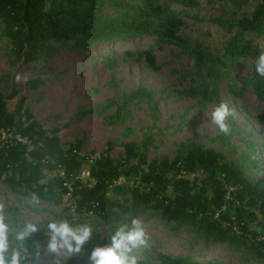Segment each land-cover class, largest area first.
Instances as JSON below:
<instances>
[{"label": "trees", "instance_id": "16d2710c", "mask_svg": "<svg viewBox=\"0 0 264 264\" xmlns=\"http://www.w3.org/2000/svg\"><path fill=\"white\" fill-rule=\"evenodd\" d=\"M133 1L112 0L109 5L114 13L103 14L104 0H0V36L9 46L12 64L32 62L52 44L90 49L94 43L148 36L156 45L180 48L192 60L194 70L178 76L181 84L189 85L175 90L177 94L211 102L217 97V85L227 80V90L233 96L240 97L250 88L264 103V77L253 71L238 86L231 76L240 63L263 53L252 40L264 35V0H206L229 16L208 19L223 33L214 52L179 35L185 19H199L200 0ZM124 54L132 55L129 51ZM135 59H142L150 70L157 69L148 48L136 50ZM14 95V91L0 93V132L27 143L0 139V184L28 203L58 206L65 202L49 222L91 227L92 236L78 254L90 255L96 247L111 245L101 227L114 233L121 225L131 228V219L150 210L171 230L184 228L205 245L241 249L255 263L264 264V183L248 180L241 166L189 140L176 145L171 159L162 156L148 161L147 152L153 145L150 137L139 144H117L122 149L117 159L109 156L116 145L108 142L104 153L91 159L79 154L78 140L60 145L56 130L44 131L21 99L19 108L9 112L6 99ZM139 98L150 101L152 94L138 88L119 108L126 109ZM224 139L217 138L220 144ZM43 241H48L47 226L24 241L18 240L21 264H30L26 248ZM137 264L209 263L156 252L154 259L145 255Z\"/></svg>", "mask_w": 264, "mask_h": 264}, {"label": "rangeland", "instance_id": "374dc122", "mask_svg": "<svg viewBox=\"0 0 264 264\" xmlns=\"http://www.w3.org/2000/svg\"><path fill=\"white\" fill-rule=\"evenodd\" d=\"M134 4L133 0H123ZM103 14H113L104 0ZM199 19H185L179 35L192 42L201 43L217 51L223 33L209 18H228L219 5L200 0ZM264 53V35L254 38ZM150 49L155 57L156 70L135 59V51ZM129 51L132 55H125ZM9 46L0 36V93L15 95L6 99L9 112L23 106L32 114L44 131L55 129L60 145L79 141L78 152L96 159L103 154L106 144L116 146L109 156L117 159L122 153L119 143L139 144L151 138L147 152L148 161L174 154L178 143L189 140L204 148L223 154L227 160L244 169L245 177L264 183V103L259 102L252 89L247 88L240 97L233 96L226 82L217 85V97L204 103L175 92L187 87L178 76L182 71H193V62L182 50L171 44L156 45L152 38L114 41L109 44L94 43L90 49H71L52 44L49 50L29 63L11 62ZM108 59L113 63L108 64ZM256 58L250 57L231 73L239 86L246 75L255 71ZM144 88L152 94L150 101L137 99L126 109L119 108L132 91ZM111 101L114 102L110 103ZM227 103L232 115L227 119L228 131L221 132L211 120V112L220 103ZM214 138L215 141L210 139ZM217 138H225L220 144ZM66 205V203L64 202ZM63 205L28 203L15 197L0 184V215L8 228L9 249L6 255L17 252V233L27 224H34L37 231L46 229L47 222L62 211ZM142 222L146 243L134 248L130 256L154 259L156 252L182 255L209 264H260L254 259L224 244L205 245L202 239L186 229L171 230L147 210L136 215ZM105 240L111 243L112 230L100 228ZM48 241L26 248L30 264L54 261L64 264H90L88 254L66 252L49 253ZM26 246V245H25ZM15 248V250H14Z\"/></svg>", "mask_w": 264, "mask_h": 264}, {"label": "clouds", "instance_id": "9594fccd", "mask_svg": "<svg viewBox=\"0 0 264 264\" xmlns=\"http://www.w3.org/2000/svg\"><path fill=\"white\" fill-rule=\"evenodd\" d=\"M256 73L264 77V53H260L255 61ZM232 115L227 103H220L211 112L212 122L218 126L221 132H227V119ZM48 227L47 251L59 253L61 251L71 255L80 253L84 245L92 236V229L89 225L71 226L67 221L59 223L51 221ZM37 232L34 224H27L22 231L17 233V239L24 241ZM146 243V234L142 222L131 219V228L121 225L111 236V245L96 247L89 256L90 264H137L135 256H130L134 248ZM9 249L8 228L0 215V264H21L20 252H14L10 258L6 255Z\"/></svg>", "mask_w": 264, "mask_h": 264}, {"label": "built area", "instance_id": "2783aa9c", "mask_svg": "<svg viewBox=\"0 0 264 264\" xmlns=\"http://www.w3.org/2000/svg\"><path fill=\"white\" fill-rule=\"evenodd\" d=\"M10 138H13L14 141L16 140L20 144H26L27 143L24 139H21V138H19L17 136H11V135H9V134H7L5 132H0V139L1 140H7V139H10ZM83 175L84 174H82V177H84Z\"/></svg>", "mask_w": 264, "mask_h": 264}]
</instances>
